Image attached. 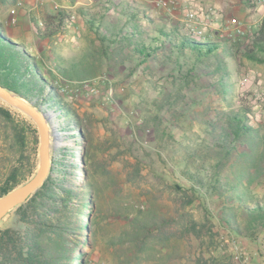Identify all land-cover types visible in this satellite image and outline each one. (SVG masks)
I'll use <instances>...</instances> for the list:
<instances>
[{
    "label": "trees",
    "instance_id": "obj_1",
    "mask_svg": "<svg viewBox=\"0 0 264 264\" xmlns=\"http://www.w3.org/2000/svg\"><path fill=\"white\" fill-rule=\"evenodd\" d=\"M17 2L0 0V5ZM77 10L86 28L94 33L100 59L109 67L128 63L150 74L146 82L157 112L152 113L153 127L158 137L165 135L163 146L174 152L173 166L192 193L215 197L218 221L229 233L256 237V230L264 227V200L254 195L252 186L264 164V124L251 117L249 101L235 99V77L238 55L264 64V17L247 42L241 43L218 33H203L205 40L197 38L183 22H174L159 8L136 0H100L94 9L79 6ZM109 10L115 12V20L107 16ZM68 16L63 9L48 13L34 23L37 36L50 38L59 33ZM7 31L12 34L11 27L0 20V85L46 113L51 129L60 133L63 142L70 139L72 144L54 149L43 183L14 207L15 224L0 228V264H73L74 260L86 264L81 254L74 257L73 253L80 244L91 242L93 246L99 221L83 211L93 209L90 183H76L77 172L86 174L77 160V152L85 147V136L75 109L59 94L58 83L69 77L87 79L91 73L83 69L80 60L64 61L56 54L48 67L47 56L37 58L20 38L9 36ZM154 68L163 71L158 81H153ZM193 85L210 90L217 97V106L204 105L199 99L188 102L186 92ZM194 105L202 110L195 111ZM161 110L171 113L174 121L165 125V119L158 115ZM182 122L185 125H180ZM177 125L179 134L173 135L170 126ZM0 145L7 160L0 176L1 197L31 178L38 162L36 127L3 104ZM171 186L187 191L184 184ZM191 201L190 196L185 204ZM176 222L163 214L156 224L143 225L141 239L152 236L153 228L158 238L171 237L175 232L166 227ZM195 225L190 220L182 234L191 232ZM211 258L219 261L223 256ZM229 260L222 264H232Z\"/></svg>",
    "mask_w": 264,
    "mask_h": 264
},
{
    "label": "rangeland",
    "instance_id": "obj_2",
    "mask_svg": "<svg viewBox=\"0 0 264 264\" xmlns=\"http://www.w3.org/2000/svg\"><path fill=\"white\" fill-rule=\"evenodd\" d=\"M196 1L215 10L211 18L190 22L178 9L171 12L160 9V12L169 16L174 13L172 20L183 22L191 32L200 29L202 34L218 33L221 38L241 43L247 42V36L264 17L263 3ZM138 2L152 6L149 0ZM99 3L100 0H18L7 7L0 5V20L12 29V34L7 31L8 35L20 38L37 58L47 56L48 67H52L56 54L64 61L80 60L83 69L91 73L87 79L69 77L58 83L59 94L75 109L81 122L80 132L85 136V147L77 152V160L86 174L77 172L76 183H90L93 209L83 211L99 221L93 246L91 242L80 244L75 247L73 256L81 254L86 264H222L228 259L232 264H264V227L256 230L254 238L229 233L218 221L219 203L215 197L193 194L189 183L173 166L174 152L163 146L165 135L158 137L153 127L152 113L157 112H154L151 88L146 82L150 74L128 63L112 69L100 59L94 33L86 28L77 10L79 6L94 9ZM57 9H63L68 18L74 14L75 21L68 24L67 18L59 33L50 38L38 37L34 23ZM107 16L116 19L113 10H109ZM237 27L241 31H237ZM192 34L207 39L202 34ZM237 66L235 99L249 101L251 117L264 124V64L250 62L238 55ZM162 74L159 68L155 69L153 81H158ZM78 83L80 86H76ZM186 95L188 102L199 99L204 105L217 106V97L202 86H191ZM0 104L6 105L2 101ZM194 110L201 111L202 106L194 105ZM158 115L165 119V125L174 121L171 113L165 110ZM170 127L173 135L179 134L178 125ZM52 132L56 145L50 150V160L56 147L72 144L70 139L63 142L54 128ZM37 135L39 141L38 130ZM6 165L0 145V176ZM262 167L252 186V192L261 201L264 200V164ZM173 183L184 184L187 191L173 189ZM190 196L191 203L185 204ZM13 210L0 219V228L15 224ZM163 214L178 220L166 227L168 232L175 233L171 237L158 238L156 228H153L152 236L141 239L145 233L143 225L156 224ZM190 220L196 223L195 228L182 234ZM217 256H223V259L212 260L211 257Z\"/></svg>",
    "mask_w": 264,
    "mask_h": 264
},
{
    "label": "water",
    "instance_id": "obj_3",
    "mask_svg": "<svg viewBox=\"0 0 264 264\" xmlns=\"http://www.w3.org/2000/svg\"><path fill=\"white\" fill-rule=\"evenodd\" d=\"M0 101L10 109L33 121L39 133L38 162L34 175L25 183L13 188L0 197V219L18 204L27 200L43 183L50 167V150L55 147L48 116L28 100L0 85Z\"/></svg>",
    "mask_w": 264,
    "mask_h": 264
},
{
    "label": "built area",
    "instance_id": "obj_4",
    "mask_svg": "<svg viewBox=\"0 0 264 264\" xmlns=\"http://www.w3.org/2000/svg\"><path fill=\"white\" fill-rule=\"evenodd\" d=\"M139 1V0H136ZM256 3H263L264 0H253ZM150 3L155 7L162 9L167 12L174 10H180L186 21H196L209 19L215 13L214 9L205 8L196 0H150ZM11 12H14L12 9ZM75 15L71 14L67 19L68 24H72L75 21ZM14 19V18H13ZM237 31H241L239 27L236 28ZM192 32L197 34H202L200 29H192ZM87 85V84H85ZM91 91H94L93 88H90Z\"/></svg>",
    "mask_w": 264,
    "mask_h": 264
},
{
    "label": "crops",
    "instance_id": "obj_5",
    "mask_svg": "<svg viewBox=\"0 0 264 264\" xmlns=\"http://www.w3.org/2000/svg\"><path fill=\"white\" fill-rule=\"evenodd\" d=\"M149 3H150V0H149ZM174 13H170V17H174L173 15ZM226 29H228V27H225Z\"/></svg>",
    "mask_w": 264,
    "mask_h": 264
},
{
    "label": "bare ground",
    "instance_id": "obj_6",
    "mask_svg": "<svg viewBox=\"0 0 264 264\" xmlns=\"http://www.w3.org/2000/svg\"><path fill=\"white\" fill-rule=\"evenodd\" d=\"M54 143H55V141H54ZM56 144V143H55Z\"/></svg>",
    "mask_w": 264,
    "mask_h": 264
}]
</instances>
